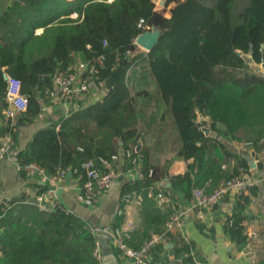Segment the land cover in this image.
Returning a JSON list of instances; mask_svg holds the SVG:
<instances>
[{
	"label": "trees",
	"instance_id": "obj_1",
	"mask_svg": "<svg viewBox=\"0 0 264 264\" xmlns=\"http://www.w3.org/2000/svg\"><path fill=\"white\" fill-rule=\"evenodd\" d=\"M164 5H170L168 15L152 0H11L0 11V100L6 104L3 67L21 80L28 99L26 115L33 116L58 69L71 70L76 55L93 64L90 88L104 87L105 94L72 107L37 131L17 154L18 160L35 162L50 175L72 170V177L82 183L83 160L135 148L141 140L137 152L144 175L126 179L121 193L142 194L144 226L139 237L124 240L137 247L152 233L162 239L173 237L182 264H195L199 257L193 242L166 229L171 210L157 205L156 182L166 177L170 187L191 199L194 188L211 191L222 180L249 169L246 156L233 154L199 129L198 113L208 116L211 128L224 138L243 141L255 151L264 145V76L242 57L250 54L254 62H264V0H165ZM140 18L160 31L148 51L134 42L145 30L137 25ZM37 28L42 30L36 33ZM135 65L144 71L141 80L145 86L153 85V92L140 89L132 94L128 71ZM151 103L162 109L159 117L155 111L147 114ZM166 116L179 141L176 156L191 159L182 173L169 174L168 160L162 167L152 162L153 144L146 134L159 129ZM13 126L5 124L4 131L14 132ZM233 157L235 167L222 169V162ZM237 202L224 230L242 247L247 238L241 212L245 198ZM121 221L118 216L112 227ZM91 226L60 204L42 210L23 198L6 209L0 203V264H98L93 254L97 236ZM162 250L164 243L158 241L151 249L152 261Z\"/></svg>",
	"mask_w": 264,
	"mask_h": 264
},
{
	"label": "crops",
	"instance_id": "obj_2",
	"mask_svg": "<svg viewBox=\"0 0 264 264\" xmlns=\"http://www.w3.org/2000/svg\"><path fill=\"white\" fill-rule=\"evenodd\" d=\"M10 1L11 0H0V11L3 10ZM169 7L170 5H162V7L156 5L158 9H166L164 11L165 15L169 14ZM76 14V12H72L70 16L75 17ZM41 30L42 28H37L35 32L38 33ZM81 62H83V60H81L79 55H76L71 70L76 71L78 64ZM2 71L6 79V76L9 74L4 67ZM141 74L144 73L137 65L133 66L128 71V83L132 94L140 91V89L150 93L154 90L153 85H144L141 80ZM147 78L149 79L148 76ZM132 84L134 85V90L131 88ZM47 89L49 88L44 90L46 94ZM34 90L37 94L39 93L38 88ZM105 92L106 90L104 87H92L86 92L78 93L73 100L69 101L52 98L48 94L45 97H40V110L37 114L29 116L26 115V111H24L18 113L13 120L14 132H11V148L15 155L17 156V154L27 146L28 142L37 131L51 126L62 116L68 114L72 107H80L81 104L87 105L99 100ZM5 105L0 100V136L6 133L4 131L5 123L2 120V110ZM149 109L155 111L157 117L160 116L162 111V109L160 107L157 108L154 103H151L150 106L147 107V111H149ZM170 120L171 119L166 116L164 122L158 126L159 129L155 131L150 130L148 134H146V140L153 144L151 150L153 164L157 167H162L165 160H168V173L177 174L186 170L187 163L191 159L184 160L176 156L179 141L175 137V130L171 128ZM197 121H200L202 125H210L209 117L202 116L199 113L197 115L196 122ZM217 127L222 129L223 125L217 123ZM139 141L140 144H142V141ZM219 141L222 142L230 152L238 156L241 155L248 158L250 152L254 150L252 146L245 145L243 141L230 140L224 137ZM263 150L264 145L260 150L254 151L260 153ZM123 162V160L117 162L120 173L111 183L109 190L106 193L99 194L92 205H86L80 202L79 193L81 183L72 176L57 181L55 196L59 204L66 210L77 214L91 225L112 226L116 218L122 216V221L118 226L124 228L123 237H132L134 235L135 237H139L141 234L140 230L144 226L141 216L143 196L140 194L142 196L140 202L135 201V198H133L127 205H123L121 201V187L123 182L129 178L125 173L126 167L123 166ZM236 162L234 157L226 159L222 162L221 168L226 171H231L235 167ZM256 163L255 168L249 167L248 170L241 169V173L246 174L253 181V184L243 191L242 194L228 193L221 203L210 209H206L203 218H198L195 214L189 213L185 217L181 228L172 229L180 233L186 240H191L193 242V251H196L199 257L198 259L206 260L210 264H264V253L261 256V253L264 252V157L262 161L257 157ZM131 178H134V176ZM42 185H45L46 188H43ZM156 185L158 186V190L166 192L168 201H170L171 205L177 204V206H185L190 203V199L185 198L181 191L170 187V182L166 177H162V179L156 182ZM51 187L49 182H44L36 176L27 175L24 171L18 170L13 159L7 157L0 160V203H2V201H9L12 203L19 198H23L26 202H35L38 196L43 197V199L48 202L52 197V192L50 191ZM147 195L150 196L148 193ZM244 198L245 202L241 212L244 215L243 223L246 227L247 238L245 244L242 247H238L225 233L224 225L226 218L234 211L238 199H240V202H243ZM119 207H122L124 210L121 214L117 212ZM129 222H131L130 225ZM154 234L155 233H152V235ZM249 238L250 241H248ZM160 241L164 243V250L157 254L156 260L152 261L150 257V261L158 264H182V256L176 255L174 251V238H161ZM109 243L117 250V254L115 255L118 264H130L128 259L120 255L119 250L114 246L110 238ZM248 245L249 248H246Z\"/></svg>",
	"mask_w": 264,
	"mask_h": 264
},
{
	"label": "built area",
	"instance_id": "obj_3",
	"mask_svg": "<svg viewBox=\"0 0 264 264\" xmlns=\"http://www.w3.org/2000/svg\"><path fill=\"white\" fill-rule=\"evenodd\" d=\"M156 5L160 0H152ZM139 27L149 29L144 25V21L140 18L137 22ZM144 30V31H145ZM102 57L96 59L101 62ZM85 68H88V74H83ZM96 72L93 64L81 62L78 64L77 70L72 71L69 69H58L53 75V86L46 90L47 94L56 99L73 100L80 92H86L92 83L91 75ZM6 105L2 110V120L5 124L13 125V120L18 113L24 112L28 106V99L21 90V80L18 77L7 75L6 77V90H5ZM11 132H6L0 136V160L4 158H11L14 160L16 168L24 171L27 175L36 176L44 182H49L52 197L46 202L43 197L38 196L35 199L36 204L42 210H49L56 207L59 202L55 196L57 181L66 177L67 171L63 170L57 174H48L43 167L35 162L21 163L14 151L11 148ZM126 161L125 173L129 178L134 176L143 177L142 159L138 154L136 148L118 149L111 153L109 156H99L97 160L88 158L80 163L84 170V179L80 186L79 200L83 204L92 205L101 193H106L111 183L119 175L118 161ZM75 171V169L73 170ZM148 174L152 173V168L147 171ZM128 178V179H129ZM253 184L252 179L246 174H237L227 179L222 180L213 190L206 191L203 188H194L192 191V198L190 203L185 206L171 205L168 198L161 190L155 192L154 197L156 203L163 209H170L171 213L165 222L166 229L172 230L174 228H181L183 221L189 213H193L198 218H203L204 211L210 209L221 203L224 197L228 194H238L245 191ZM148 194H152L151 191ZM133 198L135 201L140 202L142 196L140 194L124 193L121 196L123 205H127ZM11 202L2 201V209L9 208ZM123 207V206H122ZM122 207H119L117 212L121 214L124 212ZM131 222H129V225ZM92 232L97 236L93 254L96 257L98 264H104L101 243L98 237L101 235L109 236L114 246L119 250L120 255L130 261V264H158L151 262V249L161 240L160 234H154L150 238L144 240L137 247L129 245L123 237L124 228L121 226L112 227L109 225H92ZM195 264H210L206 260L196 259Z\"/></svg>",
	"mask_w": 264,
	"mask_h": 264
},
{
	"label": "water",
	"instance_id": "obj_4",
	"mask_svg": "<svg viewBox=\"0 0 264 264\" xmlns=\"http://www.w3.org/2000/svg\"><path fill=\"white\" fill-rule=\"evenodd\" d=\"M159 3L161 5H164L165 0H160ZM159 35H160L159 29L155 26H151L149 29L139 33L136 36L134 42L142 49L148 51L157 43ZM242 57L245 63H248L255 71H257L258 73L264 76V62H260V63L254 62L250 54H243ZM196 123L199 129L202 130L205 135L213 136L219 140L222 139V137L218 133H216L214 130L211 129L210 125H202L200 121H197ZM140 146L141 144H140V141L138 140L136 143V147H135L136 150H138ZM257 157H259V159L262 161L264 157V150L261 151L260 153H257L254 150L250 152V155L248 157V165L250 168H255L257 164L256 163ZM71 176H72L71 171H67L66 177H71ZM136 177L137 175L135 174L134 178ZM98 240L100 241L101 246H102L104 264H118L113 247L109 243V236L101 235L98 237ZM248 241H250V238L248 239ZM246 248H249V245ZM263 253L264 252L261 253V256Z\"/></svg>",
	"mask_w": 264,
	"mask_h": 264
},
{
	"label": "rangeland",
	"instance_id": "obj_5",
	"mask_svg": "<svg viewBox=\"0 0 264 264\" xmlns=\"http://www.w3.org/2000/svg\"><path fill=\"white\" fill-rule=\"evenodd\" d=\"M158 6H161L162 7V5L160 4V3H158ZM166 9H163V12L165 11ZM143 71V70H142ZM144 72V71H143ZM260 74V73H259ZM132 90H134V85L132 84ZM153 110L151 109H149V111H148V113L147 114H149L150 112H152ZM166 129H167V127H166Z\"/></svg>",
	"mask_w": 264,
	"mask_h": 264
}]
</instances>
